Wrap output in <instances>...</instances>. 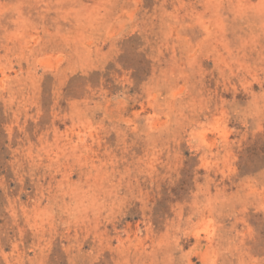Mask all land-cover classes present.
<instances>
[{"label": "rangeland", "instance_id": "rangeland-1", "mask_svg": "<svg viewBox=\"0 0 264 264\" xmlns=\"http://www.w3.org/2000/svg\"><path fill=\"white\" fill-rule=\"evenodd\" d=\"M0 264H264V0H0Z\"/></svg>", "mask_w": 264, "mask_h": 264}]
</instances>
